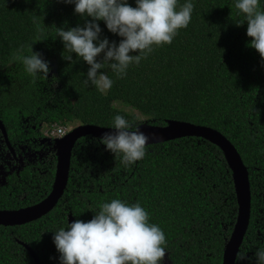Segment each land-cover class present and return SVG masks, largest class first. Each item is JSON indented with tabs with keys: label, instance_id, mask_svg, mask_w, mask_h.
<instances>
[{
	"label": "trees",
	"instance_id": "obj_1",
	"mask_svg": "<svg viewBox=\"0 0 264 264\" xmlns=\"http://www.w3.org/2000/svg\"><path fill=\"white\" fill-rule=\"evenodd\" d=\"M184 2L178 0L177 9ZM129 3L135 6L134 0ZM193 3L189 25L171 44L155 48L139 65H130L123 78L109 67L102 69L113 85L101 93L84 86L89 67L85 62L74 53L72 61L63 58L70 53L57 38V28L85 22L74 14L73 5L0 0V69L18 63L21 49L29 54L31 43L33 48L46 43L57 53L50 79L62 96L60 106L41 111L29 123H23L16 107L2 108L0 120L16 154L22 157V148L31 147L36 156L6 174L0 184V209L33 205L51 191L57 154L55 138L43 134L44 125L77 122L108 127L116 114L137 126H165L171 120L205 125L235 146L248 170L250 219L237 254L244 258L235 264H255L256 250L264 247V67L248 46L247 22L239 25L243 15L234 0ZM260 8L264 10V0ZM99 24L102 36L119 42L103 21ZM37 38L44 41L35 42ZM117 101L144 119L117 107ZM6 150L0 132V154ZM114 198L130 204L139 201L149 222L160 226L168 264H222L238 204L233 173L221 148L199 137H183L146 146L145 157L125 167L92 135L76 141L67 186L51 211L26 224L0 225V264H35L25 245L40 264H59L53 231L66 226L69 214L74 220H91L93 211Z\"/></svg>",
	"mask_w": 264,
	"mask_h": 264
},
{
	"label": "clouds",
	"instance_id": "obj_2",
	"mask_svg": "<svg viewBox=\"0 0 264 264\" xmlns=\"http://www.w3.org/2000/svg\"><path fill=\"white\" fill-rule=\"evenodd\" d=\"M57 2L73 5L74 14L85 21L82 26L57 28V38L70 53L63 58L72 61L74 53L77 60L85 62L89 67L84 86L91 85L101 93L113 85L102 69L109 67L117 78H123L130 65H139L155 48L171 44L178 31L187 28L194 10L193 0H185L178 9V0H134L135 6L129 0ZM260 4L261 0H234L235 9L243 15L239 25L247 22L248 46L256 50L264 67V10ZM99 21L120 37L119 42L102 36ZM33 43L29 54L21 49L16 59L35 82L41 77L47 79L51 69L44 54L33 50ZM108 128L114 131L105 132L99 143L121 164L129 167L145 157L149 137L136 124L116 114ZM93 213L89 221L76 219L53 231L59 264H164L165 233L149 222V214L139 201L130 204L114 198ZM242 258L237 256L236 261ZM255 264H264V247L256 250Z\"/></svg>",
	"mask_w": 264,
	"mask_h": 264
},
{
	"label": "water",
	"instance_id": "obj_3",
	"mask_svg": "<svg viewBox=\"0 0 264 264\" xmlns=\"http://www.w3.org/2000/svg\"><path fill=\"white\" fill-rule=\"evenodd\" d=\"M138 127L140 132L149 137L146 146L183 137H199L222 149L233 173V183L238 204L236 221L224 247L222 264H235L239 247L249 225L251 208L248 170L235 146L219 131L205 125L185 121L171 120L165 126L141 123ZM110 131L114 130L93 124H79L62 137L55 138L53 147L57 154V163L51 191L45 198L33 205L19 209H0V225L16 226L26 224L39 219L51 211L62 197L67 186L71 155L76 141L86 135L100 138L105 132ZM0 132L3 136L8 153L18 161L16 151L7 137V132L1 120ZM73 221V217L69 214L68 223H72ZM25 247L33 257L35 264H40L33 250L27 245H25Z\"/></svg>",
	"mask_w": 264,
	"mask_h": 264
},
{
	"label": "rangeland",
	"instance_id": "obj_4",
	"mask_svg": "<svg viewBox=\"0 0 264 264\" xmlns=\"http://www.w3.org/2000/svg\"><path fill=\"white\" fill-rule=\"evenodd\" d=\"M34 51H40L44 54L45 58L50 61V68L52 63L56 62L57 53L52 46L46 43H38L33 48ZM25 71L21 62L10 64L3 69H0V112L3 107L13 106L16 107L21 115L23 123H29L40 114L41 111H51L56 109L62 104V96L50 79L51 72L48 78L43 77L33 82L32 78L26 74H22ZM115 105L124 110L135 112L140 119H144L139 112L135 111L129 105L123 104L117 101ZM59 125V124H57ZM79 125V123H68L62 125L66 128L67 132ZM61 126V125H60ZM47 125L43 126V131L47 128ZM21 163H14L11 155L8 151H2L0 154V184L5 180V176L9 171H12L19 167L23 161H33L36 153L31 147L22 148ZM43 153V152H42ZM39 153L38 155L42 154ZM164 264H168L166 256L164 257Z\"/></svg>",
	"mask_w": 264,
	"mask_h": 264
},
{
	"label": "built area",
	"instance_id": "obj_5",
	"mask_svg": "<svg viewBox=\"0 0 264 264\" xmlns=\"http://www.w3.org/2000/svg\"><path fill=\"white\" fill-rule=\"evenodd\" d=\"M66 133H67L66 128L57 124L48 126L43 132L44 135L54 138L62 137Z\"/></svg>",
	"mask_w": 264,
	"mask_h": 264
},
{
	"label": "flooded vegetation",
	"instance_id": "obj_6",
	"mask_svg": "<svg viewBox=\"0 0 264 264\" xmlns=\"http://www.w3.org/2000/svg\"><path fill=\"white\" fill-rule=\"evenodd\" d=\"M6 151H7V150H6ZM17 156H18V155H17ZM11 157H12V156H11ZM18 157H19V156H18ZM12 159H14V158L12 157ZM14 161L17 162L15 159H14Z\"/></svg>",
	"mask_w": 264,
	"mask_h": 264
}]
</instances>
